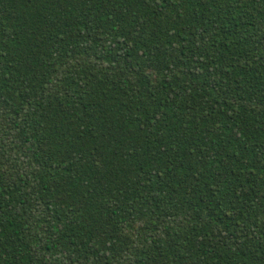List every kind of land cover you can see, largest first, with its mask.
I'll list each match as a JSON object with an SVG mask.
<instances>
[{
    "label": "trees",
    "instance_id": "trees-1",
    "mask_svg": "<svg viewBox=\"0 0 264 264\" xmlns=\"http://www.w3.org/2000/svg\"><path fill=\"white\" fill-rule=\"evenodd\" d=\"M0 264H264V0H0Z\"/></svg>",
    "mask_w": 264,
    "mask_h": 264
}]
</instances>
